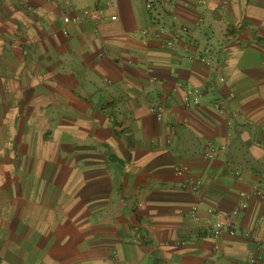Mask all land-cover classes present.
<instances>
[{
  "label": "crops",
  "instance_id": "obj_1",
  "mask_svg": "<svg viewBox=\"0 0 264 264\" xmlns=\"http://www.w3.org/2000/svg\"><path fill=\"white\" fill-rule=\"evenodd\" d=\"M61 7L0 0V264H264V197L240 195L264 180V0ZM154 16L209 63L137 42ZM234 208L238 233L213 235L209 211Z\"/></svg>",
  "mask_w": 264,
  "mask_h": 264
},
{
  "label": "built area",
  "instance_id": "obj_2",
  "mask_svg": "<svg viewBox=\"0 0 264 264\" xmlns=\"http://www.w3.org/2000/svg\"><path fill=\"white\" fill-rule=\"evenodd\" d=\"M61 2V16L66 22H79L83 20H93L101 21L104 17V9L115 10L118 6V0H105V8H76L71 0H58ZM160 1H170V0H145V7L149 11H153L155 5ZM109 18L114 20L117 18L116 14L109 15ZM189 29L186 25H176L171 26L161 25L156 16L152 17L151 24L147 28H143L139 31L136 36V41L142 44H146L150 41H158L162 46L173 49L177 46L179 42H182V50L185 52V56L188 59L197 58L200 62L204 64L209 63V58L211 56L210 46L208 44L194 45L188 40ZM153 80V78H152ZM200 92L196 89H188L185 92L184 99L188 100L191 98L193 103H198ZM218 111L222 112V108L216 105ZM149 110L157 114L158 116L166 110V105L163 102H154L149 105ZM217 154V149L213 146L206 145L203 156L207 159L214 158ZM240 170L236 169L234 175L238 176ZM177 174L181 175L182 170H177ZM200 184V181L195 182V187ZM251 194H256L260 197H264V180H258L251 187L250 194L241 192L242 197L247 198ZM238 212L237 208L232 210H210L209 213L211 218L209 219V225L213 235L220 234L221 232H226L230 235H235L238 233V226L234 221V217ZM188 216L193 220H198L199 216L196 214L195 210L192 208ZM243 236H251V232L244 231ZM217 252L218 250L215 249ZM209 264H221L219 258L214 260H209ZM162 264H167L162 262Z\"/></svg>",
  "mask_w": 264,
  "mask_h": 264
}]
</instances>
